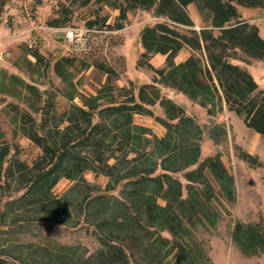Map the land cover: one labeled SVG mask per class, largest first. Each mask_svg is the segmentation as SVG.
I'll return each mask as SVG.
<instances>
[{
  "label": "trees",
  "instance_id": "1",
  "mask_svg": "<svg viewBox=\"0 0 264 264\" xmlns=\"http://www.w3.org/2000/svg\"><path fill=\"white\" fill-rule=\"evenodd\" d=\"M94 1L118 10L120 20L137 9L152 10L164 18L140 33V63L157 53L166 56L164 68L147 65L155 73L153 82L184 94L209 115L224 99L228 109L243 116L249 129L264 137V90L245 68L232 62L242 60V55L264 61V38L236 9L237 5L264 8V0ZM189 4L210 14L209 28L192 29L186 10ZM185 47L191 55L175 63ZM201 50L206 53V65L197 53ZM105 72L110 76L114 71ZM21 84L32 90L28 83ZM147 89H152V97ZM123 96V101L106 104L100 102L99 94L82 96L81 105L73 103L59 115H44L43 109L38 122L22 114L18 131L41 154L29 165L14 155L7 158L9 148L0 146V171L6 179L16 178L23 190L18 197L0 201V230L44 221L68 227L85 224L98 247L85 255L76 245L49 248L29 242L19 249L27 248L25 256L11 249L1 252L0 264H162L174 255V264H179L190 251L189 244L183 246L181 241L191 239L193 230L204 222L214 227L218 215L212 207L216 196L206 171L218 183L222 197L236 199L233 178L220 156L199 162L202 129L193 117L161 96L155 85H142L138 101L126 93ZM155 103L165 113L164 119L155 116L165 128L162 136L134 123L135 114L154 116L148 106ZM243 155L256 164L250 154ZM5 162L8 166L2 169ZM88 170L107 177L104 188L83 178ZM179 172H184L185 186L174 176ZM62 178L74 182L58 197L53 189ZM75 195H80L79 202L72 200ZM21 210L27 214L15 212L7 222L8 212Z\"/></svg>",
  "mask_w": 264,
  "mask_h": 264
},
{
  "label": "rangeland",
  "instance_id": "2",
  "mask_svg": "<svg viewBox=\"0 0 264 264\" xmlns=\"http://www.w3.org/2000/svg\"><path fill=\"white\" fill-rule=\"evenodd\" d=\"M236 9L242 19L258 27L264 38V8L237 5ZM186 10L193 30L210 27V14L200 13L193 4ZM118 16V10L94 0L87 4L82 0H0V146L9 148L7 158L14 155L31 165L41 154L40 148L18 131L22 114L38 122L43 109L44 115L46 112L59 115L73 103L81 105L82 96L96 94L101 96L102 104L123 101L125 93L138 101L142 85H155L161 96L172 99L200 125L199 162L219 155L235 185L236 199L229 201L220 195L218 183L206 171L216 196L212 207L218 215L214 227L204 222L193 230L191 239L181 241L183 246L189 244L186 247L190 251L179 264H264V137L249 129L243 116L228 109L224 99L217 103L216 112L209 115L184 94L153 82L155 73L147 65L164 68L166 56L157 53L140 63V33L145 27L166 20L156 17L152 10L143 9L129 11L123 20ZM70 29L81 35L82 43L76 44L66 37ZM34 53L38 56H33ZM197 53L206 65V53L203 50ZM190 55L191 50L185 47L174 62ZM232 62L245 68L264 90V61L242 55V60ZM106 69L114 72L108 76ZM21 82L31 85L32 90ZM147 92L149 97L153 96L152 89ZM148 107L154 116L135 114L134 123L150 128L154 135H164L165 128L155 119V116L165 118L163 109L158 103ZM243 154H250L256 164ZM6 166L8 162L2 169ZM0 172V201L20 196L23 190L16 178L6 179ZM183 173L174 176L185 186ZM83 178L101 188L107 182V177L89 170ZM73 182L60 179L53 194L63 195ZM72 200L79 202L80 195L72 196ZM15 212L27 214L26 210L8 212L7 222ZM1 229L0 253L11 249L25 256L27 248L21 252L19 249L29 242L49 248L76 245L85 255L98 247L85 224L68 227L44 221L25 228L14 225ZM163 236L169 238L165 232ZM175 257L162 264H174Z\"/></svg>",
  "mask_w": 264,
  "mask_h": 264
},
{
  "label": "built area",
  "instance_id": "3",
  "mask_svg": "<svg viewBox=\"0 0 264 264\" xmlns=\"http://www.w3.org/2000/svg\"><path fill=\"white\" fill-rule=\"evenodd\" d=\"M66 37L70 40L75 42L76 44H80L81 42V35L79 36V34L75 31V30H68L66 32Z\"/></svg>",
  "mask_w": 264,
  "mask_h": 264
}]
</instances>
